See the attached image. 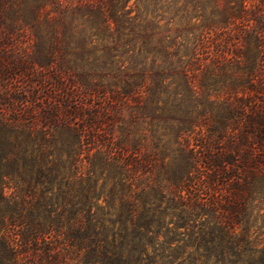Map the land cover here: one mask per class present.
<instances>
[{
    "label": "trees",
    "instance_id": "1",
    "mask_svg": "<svg viewBox=\"0 0 264 264\" xmlns=\"http://www.w3.org/2000/svg\"><path fill=\"white\" fill-rule=\"evenodd\" d=\"M139 4L0 0V264H264V0Z\"/></svg>",
    "mask_w": 264,
    "mask_h": 264
},
{
    "label": "rangeland",
    "instance_id": "2",
    "mask_svg": "<svg viewBox=\"0 0 264 264\" xmlns=\"http://www.w3.org/2000/svg\"><path fill=\"white\" fill-rule=\"evenodd\" d=\"M139 1H141V5L139 4V11H142L143 5H144V0H139ZM12 190H13L12 187L6 188L5 192H6V194H10Z\"/></svg>",
    "mask_w": 264,
    "mask_h": 264
}]
</instances>
